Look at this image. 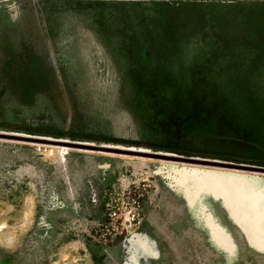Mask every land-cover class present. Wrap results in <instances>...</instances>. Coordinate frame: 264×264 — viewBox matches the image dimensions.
Returning <instances> with one entry per match:
<instances>
[{"label": "rangeland", "instance_id": "obj_1", "mask_svg": "<svg viewBox=\"0 0 264 264\" xmlns=\"http://www.w3.org/2000/svg\"><path fill=\"white\" fill-rule=\"evenodd\" d=\"M0 134L92 149L0 139L32 259L264 264V174L93 150L264 168V0H0Z\"/></svg>", "mask_w": 264, "mask_h": 264}, {"label": "crops", "instance_id": "obj_2", "mask_svg": "<svg viewBox=\"0 0 264 264\" xmlns=\"http://www.w3.org/2000/svg\"><path fill=\"white\" fill-rule=\"evenodd\" d=\"M233 1L245 5L257 0ZM29 202L30 199L26 197L18 199L16 196H3L0 190V264H48V260L42 257L32 259L33 248L28 243L33 230L30 206L27 205ZM85 249L86 244L81 241L67 243L60 253L64 256L67 251L65 255L70 257L64 264H96L90 254L82 252ZM56 264H63V260L56 261Z\"/></svg>", "mask_w": 264, "mask_h": 264}, {"label": "water", "instance_id": "obj_3", "mask_svg": "<svg viewBox=\"0 0 264 264\" xmlns=\"http://www.w3.org/2000/svg\"><path fill=\"white\" fill-rule=\"evenodd\" d=\"M0 139L11 140V141H22V142L48 145V146H59V147H66V148H71V149L92 150V149H87L83 145L76 144V143H65V142L49 141V140H43V139L18 137V136H12V135H1L0 134ZM93 150L99 151V152H105V153L118 154V155H129L133 157H140V158H146V159H152V160H158V161L205 165V166L228 168V169H235V170H241V171H253V172L264 174V168L207 162V161H200V160H194V159H188V158H182V157H174V156H168V155H162V154H156V153H147V152L109 150V149H102V148H97Z\"/></svg>", "mask_w": 264, "mask_h": 264}, {"label": "snow or ice", "instance_id": "obj_4", "mask_svg": "<svg viewBox=\"0 0 264 264\" xmlns=\"http://www.w3.org/2000/svg\"><path fill=\"white\" fill-rule=\"evenodd\" d=\"M253 183H255V181H253ZM261 199L264 201V190H261ZM261 250L264 251V247H262Z\"/></svg>", "mask_w": 264, "mask_h": 264}, {"label": "bare ground", "instance_id": "obj_5", "mask_svg": "<svg viewBox=\"0 0 264 264\" xmlns=\"http://www.w3.org/2000/svg\"><path fill=\"white\" fill-rule=\"evenodd\" d=\"M231 182V181H230ZM229 194H230V192H229ZM243 222V221H242ZM244 223V222H243ZM241 224V223H240ZM258 246V245H257Z\"/></svg>", "mask_w": 264, "mask_h": 264}]
</instances>
